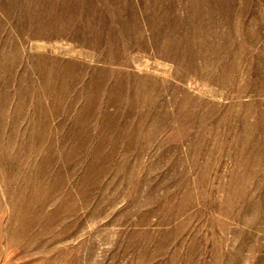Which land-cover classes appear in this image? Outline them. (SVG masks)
<instances>
[{
  "label": "rangeland",
  "instance_id": "374dc122",
  "mask_svg": "<svg viewBox=\"0 0 264 264\" xmlns=\"http://www.w3.org/2000/svg\"><path fill=\"white\" fill-rule=\"evenodd\" d=\"M0 264H264V0H0Z\"/></svg>",
  "mask_w": 264,
  "mask_h": 264
}]
</instances>
